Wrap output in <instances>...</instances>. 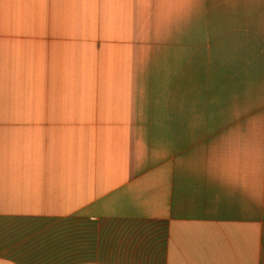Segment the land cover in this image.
Wrapping results in <instances>:
<instances>
[{"label": "crops", "instance_id": "crops-1", "mask_svg": "<svg viewBox=\"0 0 264 264\" xmlns=\"http://www.w3.org/2000/svg\"><path fill=\"white\" fill-rule=\"evenodd\" d=\"M0 264H264V0H0Z\"/></svg>", "mask_w": 264, "mask_h": 264}]
</instances>
